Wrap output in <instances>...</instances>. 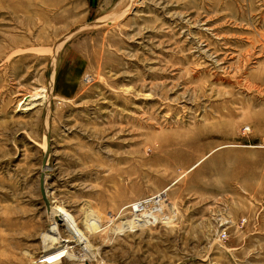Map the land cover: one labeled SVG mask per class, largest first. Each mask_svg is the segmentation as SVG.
I'll return each mask as SVG.
<instances>
[{"label": "rangeland", "instance_id": "1", "mask_svg": "<svg viewBox=\"0 0 264 264\" xmlns=\"http://www.w3.org/2000/svg\"><path fill=\"white\" fill-rule=\"evenodd\" d=\"M0 264H264V0H0Z\"/></svg>", "mask_w": 264, "mask_h": 264}, {"label": "bare ground", "instance_id": "2", "mask_svg": "<svg viewBox=\"0 0 264 264\" xmlns=\"http://www.w3.org/2000/svg\"><path fill=\"white\" fill-rule=\"evenodd\" d=\"M213 152V151H212ZM211 152V153H212ZM202 159V158H201ZM201 161H203V160H199V161H197L194 165H192L191 166V170L194 168V167H196ZM155 198H158L157 196L155 197ZM163 198V197H162ZM159 200V199H158ZM162 200V199H161ZM164 200V199H163ZM156 202H158V201H156ZM156 202H154V203H156ZM146 204H147V202H142V203H135V204H133V209H134V211H139L141 208H143L144 206H146ZM160 207V206H159ZM156 208V207H155ZM163 209V208H162ZM64 209L63 210H61V212L60 211H58L54 216H56L57 218H60L61 216H63L64 214ZM152 212H150V213H142V214H135L134 216H132V218H128V220L125 222V223H123V221L122 222H120L119 224H117L116 225V228H118V229H120V230H127V229H131V228H133V227H142L143 225H145V224H147L152 218H153V216H151L152 214H153V210H151ZM159 211V210H158ZM163 211V210H162ZM165 211V210H164ZM88 215V214H87ZM55 217V218H56ZM61 219V218H60ZM67 219V218H66ZM67 221H68V223L71 225V226H73V227H75L76 226V223H74V221L72 220V218L71 217H69L68 219H67ZM95 221H93V223H94ZM87 223V222H86ZM88 227H90V224H89V222L86 224ZM53 232V231H52ZM77 236H78V239H79V241L81 242H83V244L85 243V242H87L86 241V239H85V236H83V234H81L79 231L77 232V233H75ZM47 241H49L50 243H51V245H52V243H58L59 242V237L58 236H56V237H51L50 235H46V242ZM81 242V243H82ZM80 243V244H81ZM85 246H87V245H85ZM60 247V246H59ZM58 247V248H59ZM62 247V246H61ZM57 248V247H56ZM66 249H67V247H65V248H61V249H59L58 250V252H56V253H54V254H49L48 255V258H49V260L51 261V263H54V262H56V261H59L60 260V256L62 255V256H64V255H67L68 253L67 252H65L66 251Z\"/></svg>", "mask_w": 264, "mask_h": 264}]
</instances>
